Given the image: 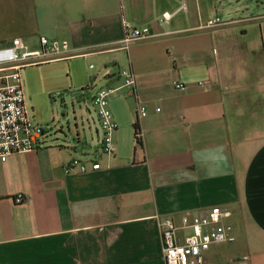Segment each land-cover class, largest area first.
Returning <instances> with one entry per match:
<instances>
[{"label": "crops", "instance_id": "obj_1", "mask_svg": "<svg viewBox=\"0 0 264 264\" xmlns=\"http://www.w3.org/2000/svg\"><path fill=\"white\" fill-rule=\"evenodd\" d=\"M259 2L0 0V45L64 41L66 58L100 60L96 89L120 86L118 71L131 67L138 102L147 107L139 118L126 91L110 99L113 156L96 150L95 112L80 109L74 132L68 128L77 143L54 135L36 152L0 162V264H164L158 220L180 226L182 216L213 207L232 212L235 241L211 249L206 261L264 264ZM164 13L171 15L167 23ZM125 23L147 27L152 37L122 50ZM76 159L100 170L65 174ZM18 195L21 205L13 202Z\"/></svg>", "mask_w": 264, "mask_h": 264}, {"label": "built area", "instance_id": "obj_2", "mask_svg": "<svg viewBox=\"0 0 264 264\" xmlns=\"http://www.w3.org/2000/svg\"><path fill=\"white\" fill-rule=\"evenodd\" d=\"M170 19V14L162 15L164 23ZM219 23V19H216L209 22V25ZM123 33L122 50H127L130 45L152 37L147 27L135 28L126 23L123 25ZM67 55L66 42L49 41L46 38L39 39V50L34 52H29L21 39H13L8 44L0 45V162H6L14 155L36 152L44 144L45 132L34 123L33 117L26 109L20 72L27 66L54 62ZM117 75L121 79L120 86L95 89L91 99L101 131L99 151L108 156H113L116 151L113 135L117 131V125L109 109L110 99L126 91L127 95L137 102V117L143 118L147 115V107L138 102L132 68L120 69ZM175 88L179 91L186 89L181 84H176ZM97 170H100L99 164L77 159L63 168L65 174H86ZM13 202L21 205L25 202V198L18 195ZM231 217L230 210L213 207L182 216L180 226L171 219H159L164 264H209L206 256L211 249L235 241L234 228L229 222Z\"/></svg>", "mask_w": 264, "mask_h": 264}, {"label": "rangeland", "instance_id": "obj_3", "mask_svg": "<svg viewBox=\"0 0 264 264\" xmlns=\"http://www.w3.org/2000/svg\"><path fill=\"white\" fill-rule=\"evenodd\" d=\"M259 1L251 0L255 5H259ZM27 50L29 52L38 51L39 46H32L31 49L27 47ZM66 57L53 63L44 62L27 66L22 69L20 76L26 109L33 117L34 123L45 132V138L49 139L57 135L62 140L68 139L71 143H77L76 136L72 137V133L68 131L69 128L74 132L73 113H77L80 109L85 114L87 110L94 112L91 99L97 88H95V82L104 69L97 58L70 60ZM77 121L80 126L82 121L79 117ZM85 121L86 117L83 122L87 125ZM125 134L127 135L128 132ZM86 138L85 142H91L90 135ZM95 147L99 150V143ZM221 255L220 251L218 257Z\"/></svg>", "mask_w": 264, "mask_h": 264}, {"label": "trees", "instance_id": "obj_4", "mask_svg": "<svg viewBox=\"0 0 264 264\" xmlns=\"http://www.w3.org/2000/svg\"><path fill=\"white\" fill-rule=\"evenodd\" d=\"M133 136H134L135 146L141 148L142 147L141 133L137 124L133 126Z\"/></svg>", "mask_w": 264, "mask_h": 264}]
</instances>
